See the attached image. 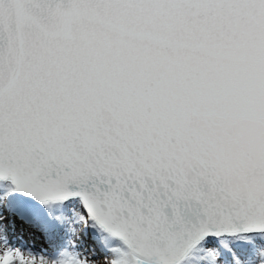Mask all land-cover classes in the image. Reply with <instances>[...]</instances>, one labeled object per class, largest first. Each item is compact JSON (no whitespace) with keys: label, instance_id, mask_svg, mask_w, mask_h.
Segmentation results:
<instances>
[{"label":"snow or ice","instance_id":"obj_1","mask_svg":"<svg viewBox=\"0 0 264 264\" xmlns=\"http://www.w3.org/2000/svg\"><path fill=\"white\" fill-rule=\"evenodd\" d=\"M0 264H264V0H0Z\"/></svg>","mask_w":264,"mask_h":264}]
</instances>
